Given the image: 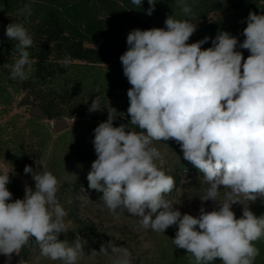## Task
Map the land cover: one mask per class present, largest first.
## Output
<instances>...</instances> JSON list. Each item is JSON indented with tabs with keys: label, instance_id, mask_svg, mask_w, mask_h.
I'll return each mask as SVG.
<instances>
[{
	"label": "clouds",
	"instance_id": "1",
	"mask_svg": "<svg viewBox=\"0 0 264 264\" xmlns=\"http://www.w3.org/2000/svg\"><path fill=\"white\" fill-rule=\"evenodd\" d=\"M182 12L192 8L178 0ZM142 6L143 0H131ZM157 0H148L146 14ZM20 15L31 16L30 5ZM197 25L189 19L168 16L165 27L134 29L127 35V51L120 56L127 91L128 124L114 126L116 110L94 129L96 159L87 174L88 188L102 192V201L116 214L125 209L141 218L144 228L164 233L178 226L172 239L178 249L194 257L195 264H254L259 249L254 242L264 237V215L243 208L240 218L232 210L241 195L252 202L264 199V14L249 12L245 39L240 43L228 32H219L212 46L209 37L188 43ZM5 35L16 41L18 59L10 78L26 81L32 60L28 48L33 38L23 23H9ZM240 49L248 50L245 59ZM70 57L62 63L66 66ZM100 109L95 97L89 112ZM175 141L183 159L202 174L209 187L200 198L199 214H182L165 199L175 181L155 161L160 158L153 141ZM46 167V165H44ZM35 189L25 185L24 197L12 201L7 170L0 174V255L11 264L13 254L34 237L41 254L63 264H76L82 254L79 241L69 246L59 237L66 232L65 209L56 193L59 181L50 171L37 172L26 165ZM226 189L220 201V190ZM217 208L207 211L204 203ZM111 247V245H109ZM103 250V248L101 249ZM115 250V249H114ZM116 264H130L123 249Z\"/></svg>",
	"mask_w": 264,
	"mask_h": 264
},
{
	"label": "rangeland",
	"instance_id": "2",
	"mask_svg": "<svg viewBox=\"0 0 264 264\" xmlns=\"http://www.w3.org/2000/svg\"><path fill=\"white\" fill-rule=\"evenodd\" d=\"M185 3L192 8L191 16L182 12L178 0H157L151 16L146 14L148 0H143L141 7L131 0H0V174L5 170L9 173L7 187L13 194L12 201L24 197L26 184L35 189L31 174L24 173L26 165L56 176V197L67 213V230L59 238L69 246L77 241L82 245L76 264H116L123 249L131 254L130 264H195L191 254L173 243L177 225L161 233L144 228L141 218L125 209H117L113 214L101 199L103 193L89 189L87 181L91 164L97 158L94 129L107 120L112 108L117 116L114 126L130 121L127 91L131 85L123 74L120 56L128 49L127 35L132 30L163 28L168 16L189 19L197 30L188 43L207 36L209 41L202 45L207 49L219 32H228L242 43L249 12L264 14V0ZM25 5L31 6V16L19 14ZM13 22L23 23L34 41L27 49L32 65L26 81L10 78L18 59L17 42L10 41L5 30ZM43 41L50 42L52 51L39 74L37 56ZM237 51L245 59L250 55L239 47ZM102 56L107 60H97ZM65 57H70L66 66L62 63ZM95 97H99L101 110L90 113ZM128 127L141 131L131 124ZM152 146L161 153L155 163L175 181L165 199L172 201L182 214L197 216L200 198L209 187L203 174L183 159L175 141H153ZM226 191L220 190V201L225 199ZM238 199L240 203L232 206L237 218L244 207L257 216L264 215V199L252 202L242 195ZM204 207L211 211L218 204L207 201ZM254 244L259 249L254 264H264V237ZM5 260L0 255V264H5ZM11 264L63 261L44 257L32 237L17 255L13 254Z\"/></svg>",
	"mask_w": 264,
	"mask_h": 264
},
{
	"label": "trees",
	"instance_id": "3",
	"mask_svg": "<svg viewBox=\"0 0 264 264\" xmlns=\"http://www.w3.org/2000/svg\"><path fill=\"white\" fill-rule=\"evenodd\" d=\"M0 17H1V14H0ZM58 27V23L56 21L55 23ZM60 30V29H59ZM56 32H59L58 30H56ZM39 50H40V53L38 54V60H37V67H38V73L39 74H42V69H43V65L44 63L46 62V59L48 58L47 56L49 55L50 51H52V48H50V42H47V41H43L41 42V46L39 47ZM90 51H93L90 49ZM73 57H83V56H80V55H75V54H71ZM97 60H100V61H104V60H107V58L105 56H102V57H99L97 58Z\"/></svg>",
	"mask_w": 264,
	"mask_h": 264
}]
</instances>
